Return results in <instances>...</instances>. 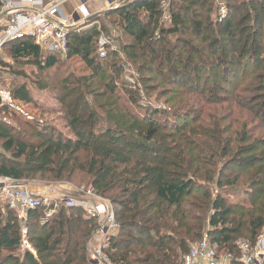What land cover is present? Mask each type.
Listing matches in <instances>:
<instances>
[{
  "label": "trees",
  "instance_id": "trees-1",
  "mask_svg": "<svg viewBox=\"0 0 264 264\" xmlns=\"http://www.w3.org/2000/svg\"><path fill=\"white\" fill-rule=\"evenodd\" d=\"M161 1H168L169 25L161 22ZM211 1L112 7L103 16H116L130 43L104 57L101 15L69 30L64 62L29 38L3 46L10 62L0 58V68L14 78L15 105L35 108V94L52 89L70 135L0 101V178L90 189L114 214L102 248L108 264H182L205 235L217 255L238 257L237 239L264 237V0H244L237 24L229 20L237 0H226L229 15L216 32ZM75 61L82 67L72 68ZM123 62L148 75L138 82L145 91L156 85L169 111L139 103L138 88L121 76ZM220 68L248 74L247 84L215 97L224 92L211 80H227L205 73ZM213 108L237 127L220 126ZM182 112L193 126L179 125ZM23 215L0 206V264H88L87 248L100 236L96 217L63 204L48 218L42 207ZM23 237L32 250L23 249Z\"/></svg>",
  "mask_w": 264,
  "mask_h": 264
},
{
  "label": "built area",
  "instance_id": "built-area-1",
  "mask_svg": "<svg viewBox=\"0 0 264 264\" xmlns=\"http://www.w3.org/2000/svg\"><path fill=\"white\" fill-rule=\"evenodd\" d=\"M68 1L70 0H0V51L8 42L29 38L41 51L65 57L69 30L89 20L91 18L89 6H97L101 2V0H80L72 14L67 16L62 6ZM128 1L105 0L108 7H117ZM98 53L100 57L105 55L104 46L101 44ZM0 101L3 105L19 112L8 88L2 83H0ZM86 193L93 195L90 189ZM61 204L73 207L77 203L68 198L52 203L47 197L34 196L28 190L18 187L16 183L0 178V206L17 210L20 218L24 217L25 210L40 207L46 209L48 218ZM84 211L98 219L101 226L99 233L104 239L113 232L114 214L105 204L85 206ZM102 245L105 246L104 242ZM237 247L240 251L238 258L233 259L229 256L221 260L205 235L201 241L190 247L182 264H230L232 261L239 264H264L263 236L257 238L254 244L242 240ZM91 257L93 262L108 264L100 248Z\"/></svg>",
  "mask_w": 264,
  "mask_h": 264
},
{
  "label": "rangeland",
  "instance_id": "rangeland-1",
  "mask_svg": "<svg viewBox=\"0 0 264 264\" xmlns=\"http://www.w3.org/2000/svg\"><path fill=\"white\" fill-rule=\"evenodd\" d=\"M210 4H212L211 6H213V13L211 15V20L209 22V28L212 29L213 31H217L219 28V22H221L222 20H224L229 14H228V7H225V4H227L226 0H212L210 2ZM237 6L235 7V9H230V14H231V18L229 19L230 21H232L233 23H238L239 20L241 19V16L239 15V10L241 8H245L244 5V0H237ZM167 6H168V1H161L160 2V8L165 10L164 13H162L161 15V22L164 25H169V15L167 14L166 10H167ZM238 6H243V7H238ZM112 8V6H92L91 7V18H95V16H100L101 15V20L99 21V23H97L96 26H104L105 27V32H104V36L100 38L99 40V44H101L102 46H104V50L105 52H107V49H111L114 51H118L119 49H121L123 44H129L130 40H128L127 38H125L124 36H122L121 31L118 29V22L116 21V16H111V17H104L103 14L108 11H110V9ZM117 22V23H116ZM218 23V24H217ZM264 24V23H263ZM155 36H158V32H155ZM168 40H172V36L168 37ZM262 43L264 44V38ZM161 49H159L160 51ZM120 55L123 57L124 56L120 53ZM0 58L6 62H10V59L8 58V50L7 49H1L0 51ZM66 57H63V62L65 60ZM211 62V61H209ZM76 63V61L74 62ZM68 64V63H66ZM72 68L76 67V68H80L82 67L79 64H72L71 65ZM74 74H76V77L80 76V74H83V70L79 69V71H76L75 69H72ZM121 70H122V74L121 76L128 82V83H132V85H134L135 87L138 88L139 94H140V104H147L149 107L151 108H161V109H166L167 111L170 110V108H167L168 105L165 104V100L162 99L159 95L158 92L160 89H157L156 85L150 84L148 83V85L146 86L148 89L147 91L144 90L143 86L138 82V80H140L141 76L146 77L148 76L145 73H141L138 71V69L136 68V66H133L130 62H123V64L121 65ZM253 69H249V73L252 71ZM245 73H247V71H244ZM207 77H211L213 75H218V76H222L224 77L227 81H220V80H211V82H214V84L220 86L221 88V93L220 95H218V90H216L215 93V97H225L228 96V94H235L238 91H240L244 85L247 84L248 80L247 78L249 77V75H245V74H238V73H229L228 75L223 74V70L220 68L218 70L215 69H211L210 72H207ZM233 74V75H232ZM202 77H204V75H201ZM62 77L58 76L56 77L57 80H60ZM54 79V80H56ZM247 80V81H246ZM0 81L2 82V84L10 89L12 83L14 82V78L12 77V75L6 71L5 69H1L0 68ZM157 90V91H155ZM209 92V91H206ZM35 102L37 107L35 106V108L32 107H25V106H17L19 109L18 114L20 115H24L26 116V118H29L31 120H33L34 122H43L46 123L47 125H51L52 127H54L57 131L62 132L65 135H70L69 131L66 128L65 122H64V118H63V114L60 112V106L58 104V101L56 100V95L53 92V90H46V91H42V92H38L35 94ZM160 99V101L158 100ZM90 105V104H89ZM134 110V109H132ZM213 110V112L215 113V115L217 116V110L215 111V109H211ZM241 109H237V112L239 113ZM179 110H177L178 112ZM180 114L179 117L180 121H179V125L183 124V120L184 122L188 121V126H193V122H191V115H188V112H182V113H178ZM241 114L245 115V112L241 111ZM8 121L12 122L13 124L16 125V122H14L12 119H9V117H6ZM217 116V122L220 124V126H226V125H232L234 127H237L236 124L231 123V119L228 120L227 117H223V118H219ZM175 122H177V119L175 118ZM103 127V125H101ZM196 127H200V124H196ZM104 128V127H103ZM18 187L24 188L26 190H28L31 194H35L38 196H43V197H47L48 199H50V201L52 203L54 202H60L64 199H71L73 201H75L77 204H75L74 206H77L79 208H81L82 210H84L85 206H95L98 204H104L101 200H99L98 197L94 196V195H88L85 191V187L81 185L79 186L77 182L74 183L73 182H60V183H41L39 181L37 182H30L29 184H16ZM41 193V194H40ZM73 206V207H74ZM46 210V209H45ZM25 229L22 226V234L23 236H25ZM263 233H261L258 238L262 237ZM25 239V237H23ZM244 240L243 238L237 239L234 244L236 246V248L238 249V244ZM249 241V240H246ZM103 242H104V238L102 236H95L92 241L90 242L88 248H87V254H88V264H98L96 261L93 262L92 260V254H94V252L96 250H98L99 248L102 250L103 248ZM256 242V241H255ZM196 243V242H195ZM193 245V244H192ZM191 245V246H192ZM23 249H29L32 250L30 245L27 243V240L25 239L23 241ZM218 253V257L221 260H224V258H229L232 257L233 259H236L238 257H235L233 254H226V253ZM240 253V252H239ZM239 256V255H238ZM231 261V260H230ZM232 262H236V261H232Z\"/></svg>",
  "mask_w": 264,
  "mask_h": 264
},
{
  "label": "crops",
  "instance_id": "crops-1",
  "mask_svg": "<svg viewBox=\"0 0 264 264\" xmlns=\"http://www.w3.org/2000/svg\"><path fill=\"white\" fill-rule=\"evenodd\" d=\"M80 3V0H70L68 1L66 4H64L62 6V10L64 12L65 15L69 16L72 14V12L74 11V9L78 6V4ZM106 5V2L105 0H101L100 4L97 5V6H105ZM91 7L92 6H89V10H91ZM41 194V193H40ZM35 195V194H34ZM38 196V195H37ZM41 196V195H40ZM25 218V217H23Z\"/></svg>",
  "mask_w": 264,
  "mask_h": 264
},
{
  "label": "water",
  "instance_id": "water-1",
  "mask_svg": "<svg viewBox=\"0 0 264 264\" xmlns=\"http://www.w3.org/2000/svg\"><path fill=\"white\" fill-rule=\"evenodd\" d=\"M90 19H92V18H90ZM90 19H89V20H90ZM89 20H87V21H89Z\"/></svg>",
  "mask_w": 264,
  "mask_h": 264
}]
</instances>
